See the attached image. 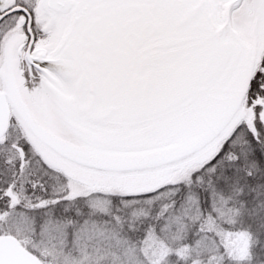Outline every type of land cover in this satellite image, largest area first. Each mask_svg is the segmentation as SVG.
<instances>
[{"label":"snow or ice","instance_id":"obj_1","mask_svg":"<svg viewBox=\"0 0 264 264\" xmlns=\"http://www.w3.org/2000/svg\"><path fill=\"white\" fill-rule=\"evenodd\" d=\"M0 264H264V0H0Z\"/></svg>","mask_w":264,"mask_h":264}]
</instances>
